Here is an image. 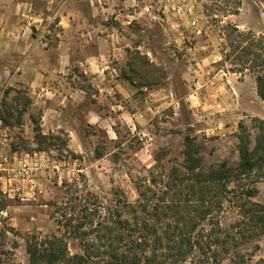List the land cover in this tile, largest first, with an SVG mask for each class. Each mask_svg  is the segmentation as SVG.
I'll return each instance as SVG.
<instances>
[{"label":"rangeland","instance_id":"rangeland-1","mask_svg":"<svg viewBox=\"0 0 264 264\" xmlns=\"http://www.w3.org/2000/svg\"><path fill=\"white\" fill-rule=\"evenodd\" d=\"M233 28L264 40V0H0V111L8 90L9 104L17 90L32 101L0 121V264H29L28 243L52 237L84 254L106 209L140 211L142 193L187 175V137L201 172L238 168L239 126L252 148L264 101L249 66L227 59ZM251 182L264 205V167ZM239 251L264 261V236Z\"/></svg>","mask_w":264,"mask_h":264},{"label":"trees","instance_id":"trees-1","mask_svg":"<svg viewBox=\"0 0 264 264\" xmlns=\"http://www.w3.org/2000/svg\"><path fill=\"white\" fill-rule=\"evenodd\" d=\"M233 35L239 39V44L234 55H228L227 59L235 56L236 62L249 66L248 70L256 75L258 95L264 101V40L237 28L231 29L228 37ZM15 92L13 104L7 103L11 91L4 93L0 111L3 124L13 117L14 111L20 119L32 106L25 91ZM31 120L38 129V136H43L39 118L31 115ZM237 138L240 162L236 170L224 165L217 171L201 172L198 149L187 137L186 176L175 171L160 195L153 190L148 195L142 193L140 211L137 206L126 203L121 211L106 209L105 221L92 229L98 240L85 245L84 254L70 256L67 244L56 237L30 241L29 264H187L195 250L200 257L192 264H220L232 251H238L235 254L240 259L234 263L245 264L244 256L239 253L241 246L264 236V205L251 201L258 191L252 182L244 183L247 177L264 167V122L258 123L252 148L243 125L239 126ZM232 184L234 187L229 189ZM181 186L186 189L184 196L179 190ZM227 208L238 211V220L230 227H222L217 216ZM125 213L131 214L133 219L124 220ZM81 227H75V232ZM99 241L106 249L107 262L99 259L101 245L96 246ZM255 264H264V261Z\"/></svg>","mask_w":264,"mask_h":264},{"label":"built area","instance_id":"built-area-1","mask_svg":"<svg viewBox=\"0 0 264 264\" xmlns=\"http://www.w3.org/2000/svg\"><path fill=\"white\" fill-rule=\"evenodd\" d=\"M3 214H5V216H7V212L6 213H3Z\"/></svg>","mask_w":264,"mask_h":264}]
</instances>
